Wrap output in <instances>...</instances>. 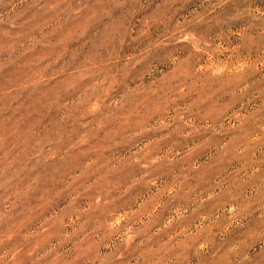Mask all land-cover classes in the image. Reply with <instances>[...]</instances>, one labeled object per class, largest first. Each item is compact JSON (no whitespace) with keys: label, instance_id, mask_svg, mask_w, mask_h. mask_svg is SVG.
Instances as JSON below:
<instances>
[{"label":"rangeland","instance_id":"1","mask_svg":"<svg viewBox=\"0 0 264 264\" xmlns=\"http://www.w3.org/2000/svg\"><path fill=\"white\" fill-rule=\"evenodd\" d=\"M0 264H264V0H0Z\"/></svg>","mask_w":264,"mask_h":264}]
</instances>
